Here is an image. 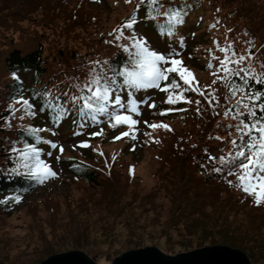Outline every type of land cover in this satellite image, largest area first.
Returning a JSON list of instances; mask_svg holds the SVG:
<instances>
[{
	"label": "trees",
	"instance_id": "trees-1",
	"mask_svg": "<svg viewBox=\"0 0 264 264\" xmlns=\"http://www.w3.org/2000/svg\"><path fill=\"white\" fill-rule=\"evenodd\" d=\"M239 1L224 0L230 8L227 16L238 13ZM91 4V0H0V214H12L25 195L40 186L41 179L33 172L36 155L30 149H37L42 161L46 146L44 130L51 134L84 133L92 125L116 122L114 117L118 112L136 113L148 103L154 117L167 119L178 115L177 119L183 123L179 132L168 127L164 138L151 141L159 148L157 158L164 169L159 177L161 187L140 194L139 187L134 186L126 197L115 166L116 156L114 159L100 154L99 159L72 158L65 166L70 180L82 185L81 198L61 215L55 211L57 205H50L51 220L40 225L51 228L50 225H55L53 230H56L68 224L69 233L75 225H83V236L96 231L105 238L116 237L115 232L121 228L125 231L124 239L101 258L91 255L90 247L75 245L100 264L142 247L147 234L148 240L155 243L156 236H171L173 241L176 236L180 249L160 246L167 253L221 243L241 248L252 264H264V203L257 205L255 196L239 186L238 161L243 157L236 156L255 137L238 131L243 127L241 120L246 123L264 120V111L258 106L253 108L255 118L248 116L244 107V104L264 102V97L260 101L247 98L253 92L264 93V3L260 18L254 16V20L242 24L246 53L229 57L232 61L240 56L245 59L228 65L232 71L219 73L215 83L205 87L196 86L191 80L185 84L178 75L181 83L177 84L181 85L176 88L181 91L174 95L175 102L170 106H164L161 93L169 88L171 73L166 80L158 82L159 86L147 87L129 86L122 73L136 67L138 41L150 51L155 49L147 45V38L166 46L171 55L166 60L169 62L188 50L191 42H187V34L196 12L205 7L204 2L155 0L150 4L144 0L139 11H122L111 27L103 25L102 9ZM24 21H31L32 26L22 25ZM130 21L134 23L129 27ZM190 34L195 35L194 31ZM174 41H177L175 47ZM97 87L101 91L108 88V99L94 103L91 109L84 108L79 98L91 95ZM154 88L157 90L151 96L149 91ZM25 95L31 101L26 112L35 110L48 121L44 130L14 120L12 105ZM222 109L232 119L227 116L229 121L214 122ZM222 135L226 144L222 149H213L214 152L208 144L196 140V136L209 140ZM47 144L53 145L51 140ZM220 157L225 158L224 163ZM175 169L189 179L178 184L176 192L164 191L169 198V205L164 207L157 197L160 190L166 189L163 180L169 182ZM129 174L127 182L133 185L135 180ZM204 190L210 194L207 198L202 196ZM16 196L20 197L18 202ZM50 203L49 199L47 206ZM229 206L244 207L238 211L247 212L242 218H229ZM240 221L247 223L245 227L235 225ZM122 244L124 247L119 249Z\"/></svg>",
	"mask_w": 264,
	"mask_h": 264
},
{
	"label": "rangeland",
	"instance_id": "rangeland-1",
	"mask_svg": "<svg viewBox=\"0 0 264 264\" xmlns=\"http://www.w3.org/2000/svg\"><path fill=\"white\" fill-rule=\"evenodd\" d=\"M143 1L130 0L129 3H126L125 0H91V3H93L91 5L102 9V23L104 26L111 27L119 19L120 15L123 14L122 11L126 13L129 11H139ZM202 2H204L203 5L205 7L201 11L196 12L192 25L189 28V34H187V38L189 36L187 42L190 41L191 46L188 50H183V52L175 55L174 58L182 62L180 67L188 69L193 74L194 79L190 78V80L192 84L199 87H205L213 83L219 73H225L221 70V61L224 60L226 54L230 57L246 53L245 37L241 31L242 24L249 20H254V16L260 18L259 15L263 12L262 3H264V0H240L237 3L239 6L238 13L231 16H227L230 8L224 4V0H211L210 3L208 0H202ZM137 5L139 7H136ZM137 13L139 14V12ZM245 15L248 16L245 17ZM22 25L32 26V22L24 21ZM138 28L140 29L141 26L139 25ZM192 31H194L195 35L190 34ZM146 43L148 46L154 48L155 51L162 54L165 59L170 57L167 51L168 48H164L166 46L161 45L157 40L147 38ZM174 43L173 47L177 45V41H174ZM222 49H227V53L222 51ZM213 63L214 65L212 66L211 64ZM165 64L163 62L160 67L164 68ZM171 66L170 62L167 63V67ZM170 73V85L173 80L181 83L177 79L179 75L177 72ZM168 89L170 90L168 91ZM180 89L169 87L161 93L164 106L171 105L167 99L170 95L173 98L176 93L178 94L181 91ZM156 90L157 88L151 89L149 91L150 95H154ZM22 99L31 103L26 95ZM164 101H167V103ZM12 109L15 112L14 120L18 124H31L36 129L40 128L42 130H44L45 125H48V121L41 117L40 114H37L35 110L31 111V113L26 112V106L22 103L21 98L12 105ZM150 111L148 103H145L141 106L138 113L133 114L132 112L133 119L137 121L135 125L117 122L103 124L101 122L87 128L84 133H72L70 135H66L64 132L51 134L47 130H44L43 141L46 146L42 161L56 173V176L43 179L36 190L25 195L23 203L12 214L8 216L0 214V262L2 264H38L58 250L64 252L70 250L83 251L75 247L76 244L90 247L91 255L95 254L94 257L101 258L117 242L124 239L125 231L120 230L121 228L115 232L116 237L105 238L97 235L94 228V234L83 236V232L81 231V228L84 227L83 225H75L74 231L69 233L66 231L68 224L59 226L56 230H53L55 225H50L53 226L51 228L48 226L42 227L40 224H43V221L48 223L51 220L49 213L52 209L49 207L50 205L53 207L57 205L55 211L58 215H61L64 214V211L66 212L68 209L74 207L77 204V200L81 198L82 185L70 180V174L67 172L65 166V163L72 158L88 159L96 156L99 159L100 155L106 158L116 156L115 166H117L116 169L120 177L121 187H125L126 197L129 190L134 186L139 187L140 194L157 191L161 187L159 177L163 174L164 169L157 158L159 148L155 146V143L152 144L151 141L153 139L159 141L160 138H164L166 136V128H152L149 125L167 124L168 127L176 128V131L179 132L183 123L177 119L178 115L167 119H158ZM225 113L227 112L222 109L214 122L221 124L222 122L229 121V118L232 119L228 113L227 115ZM117 115H122V113L119 112ZM121 133H128V135H121ZM116 137H119V139ZM221 137H212L206 140L205 137L199 139L196 136V140L198 142H205L211 150H217L226 144L224 135ZM144 139L145 141H143ZM49 140L57 147L48 146ZM85 144L87 145L86 147L82 146ZM61 148H63V151L60 150ZM179 172L175 169L169 178V182H165L164 180L162 182L166 184V189L160 190L157 200L164 207L169 205V198L164 194V191L166 193L170 191L176 192V186L187 178L185 173ZM129 173L132 174V180H135L133 185L127 182V175H130ZM189 183L191 184L190 181ZM209 195L205 190L202 193V196L206 198ZM49 199L52 204L50 203L47 206ZM242 208L244 207L229 206V218L244 217L247 210L245 209L243 212L238 211ZM236 211L238 212L236 213ZM230 224L226 223L224 225ZM245 224L247 223L244 221H240V224L235 223V225H239L240 227H245L243 226ZM91 226L93 225L90 224V229ZM151 228L149 227L148 229L150 230ZM226 230L229 231L228 229ZM149 237L148 234L145 236L143 240L144 245L140 248L147 245L158 248L168 245L173 247L174 250L180 249L176 236L174 241L171 236H156L157 243L151 240L150 242L148 240ZM77 239L78 242H75ZM216 244L225 245L221 243ZM122 247H124L123 244L119 246V249H122ZM240 250L242 249L240 248ZM83 252L86 253L85 251ZM86 254L89 256L88 253Z\"/></svg>",
	"mask_w": 264,
	"mask_h": 264
},
{
	"label": "snow or ice",
	"instance_id": "snow-or-ice-1",
	"mask_svg": "<svg viewBox=\"0 0 264 264\" xmlns=\"http://www.w3.org/2000/svg\"><path fill=\"white\" fill-rule=\"evenodd\" d=\"M126 3H129L130 0H125ZM150 4H154L155 0H149ZM136 7H139L137 5ZM131 23L134 21H130L127 26H131ZM136 47L138 49V59L135 61L136 67L133 69H126L122 75L125 77V83H127L131 87H147L150 85H158V82L161 80H166L168 78L167 74L170 72H177L180 75V78L184 81L185 84L190 83V78L194 79L193 74L186 68L180 67L182 64L181 61L177 59H172L170 61L171 67L162 68L160 67V62L169 63V61L165 60V57L161 54H158L155 51H150L147 47H144L141 42H137ZM225 53H227V49H222ZM244 56H240L237 61H232L227 54L224 57V60L221 61V70L226 74L232 71L228 65L231 63H239V61L244 60ZM211 67V65H209ZM238 74V73H237ZM98 83V81L96 82ZM215 83V81H213ZM86 87H88L86 85ZM168 87H179L175 80L172 81L171 85ZM167 90V89H165ZM91 91V89H90ZM233 95H235V89H232ZM109 90L107 87L101 91L99 87L96 88L95 91H91V95L86 97H80L79 99L83 100V107L86 109H91L95 104H99L101 101H106L108 99ZM247 96V93L245 94ZM264 97V93L261 92H253L250 96H247L249 101H260ZM77 99L76 97H73ZM182 99L183 97H178ZM119 97H117V101ZM22 103L31 107L27 100L21 98ZM169 103H174L175 101L172 99V96H169ZM238 103H242L239 101ZM259 107L262 111H264V102L256 104H244L245 109L248 110L247 115L255 118V112L253 111L254 107ZM101 110H103L101 108ZM135 109L133 108V111ZM227 115V113H225ZM238 115H240L238 113ZM117 123H130L131 125H135L137 123L136 120L131 119L130 116L127 115H116L114 117ZM242 128H239L238 131L245 132L249 137H253L254 139H249L246 148H240L236 152L237 157H243L242 160L238 161V166L240 169V173L237 176L239 181V186L245 193L255 196V203L257 205L264 202V120H255L254 123H246L244 120H241ZM115 126V125H113ZM152 128L163 127L168 128L166 124H152L149 125ZM121 135H128V133H121ZM119 139V137H116ZM134 138V137H133ZM234 143V142H233ZM86 147L87 145H82ZM52 147H57L55 144ZM63 151V148L60 149ZM30 151L36 155V163L33 169L34 174H37V178L43 179L48 177H55L56 173L52 171V169L46 165L43 161L38 158V150L30 149ZM27 156V154H24ZM115 157H113L114 159ZM221 163L225 162L224 157H220ZM219 171V169H216ZM131 171V169H130ZM231 183V182H230ZM16 201L20 200L19 196L15 197Z\"/></svg>",
	"mask_w": 264,
	"mask_h": 264
},
{
	"label": "water",
	"instance_id": "water-1",
	"mask_svg": "<svg viewBox=\"0 0 264 264\" xmlns=\"http://www.w3.org/2000/svg\"><path fill=\"white\" fill-rule=\"evenodd\" d=\"M38 264H100L81 250L57 251ZM107 264H252L240 249L211 244L179 253L147 245L127 250Z\"/></svg>",
	"mask_w": 264,
	"mask_h": 264
},
{
	"label": "bare ground",
	"instance_id": "bare-ground-1",
	"mask_svg": "<svg viewBox=\"0 0 264 264\" xmlns=\"http://www.w3.org/2000/svg\"><path fill=\"white\" fill-rule=\"evenodd\" d=\"M46 259V258H45Z\"/></svg>",
	"mask_w": 264,
	"mask_h": 264
}]
</instances>
